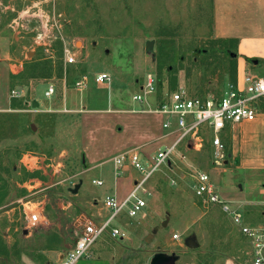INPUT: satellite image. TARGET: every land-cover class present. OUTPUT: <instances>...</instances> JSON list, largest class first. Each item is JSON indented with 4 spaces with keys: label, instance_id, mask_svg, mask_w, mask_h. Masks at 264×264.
Listing matches in <instances>:
<instances>
[{
    "label": "rangeland",
    "instance_id": "obj_1",
    "mask_svg": "<svg viewBox=\"0 0 264 264\" xmlns=\"http://www.w3.org/2000/svg\"><path fill=\"white\" fill-rule=\"evenodd\" d=\"M0 35L23 64L12 88L22 96L11 97V110L0 113V264H51L44 259L48 251L70 250L77 219L87 215L71 189L82 182L79 197L100 189L94 174L80 173L77 122L67 118L64 107L60 110L66 89L93 85L95 91L97 76L106 74L111 82L100 85L132 102L151 75L160 103L178 91L219 97L238 75L236 57L212 38L211 0H0ZM65 51L76 56L75 64H66ZM49 86L55 88L51 99L45 96ZM50 106L56 111L48 112ZM229 133L222 135L224 167L213 164L208 134L201 152L183 148L185 160L177 158L174 168L149 181L147 209L137 218L121 216L112 223L124 238L108 231L78 264H150L157 253L176 254L177 264H251L248 243L230 218L193 191L194 169L202 170L224 202L251 223L264 221V205L253 203L264 197H241L239 185L250 173L239 168V158L228 157ZM254 180L263 185L264 170ZM41 209L48 225L28 230L27 214ZM190 238L198 244L194 250L186 245Z\"/></svg>",
    "mask_w": 264,
    "mask_h": 264
},
{
    "label": "crops",
    "instance_id": "obj_2",
    "mask_svg": "<svg viewBox=\"0 0 264 264\" xmlns=\"http://www.w3.org/2000/svg\"><path fill=\"white\" fill-rule=\"evenodd\" d=\"M211 3L212 38L224 43L231 55H235L238 65L236 79L247 72L256 76L263 75L264 0H211ZM249 63H252V67ZM22 71L23 64L11 56L7 38L0 35V113L11 110V80L12 77L19 78ZM105 85H99L95 91L92 89L93 85L84 91L77 89L72 92L66 89L60 104V110L64 107L67 118H75L77 122L82 167L80 173L94 174L93 183H102L96 185L100 189L97 188L91 197H79L83 188L81 182L78 194L74 195L78 207L84 208L86 216L97 223H104L111 215L104 204L105 198L112 197L123 202L140 178V174L132 166L125 164L118 169L112 159L126 151L139 149L143 162L147 164L154 155L172 146L178 138L175 134L166 136L163 125L168 117L156 112L163 103L157 102L156 94L146 97L141 103L135 102L133 98L131 102L128 98L121 99L108 91L103 87ZM53 110L55 109L50 106L48 112ZM229 132L231 152L228 157L233 160L239 158V168L250 173L247 180H243L245 185H239L241 197L246 199L249 194L255 193L263 198L264 184L257 183L254 177L264 170L261 159L264 156V115L261 114L254 123L236 125ZM183 148H179V154L185 156ZM190 165L192 164L187 166ZM260 200L256 199L254 206L264 205V199ZM121 216L131 219L126 213ZM112 228L120 230L119 227ZM57 253L54 250L48 251V257L45 254L44 259L49 263L56 262L63 255Z\"/></svg>",
    "mask_w": 264,
    "mask_h": 264
},
{
    "label": "built area",
    "instance_id": "obj_3",
    "mask_svg": "<svg viewBox=\"0 0 264 264\" xmlns=\"http://www.w3.org/2000/svg\"><path fill=\"white\" fill-rule=\"evenodd\" d=\"M65 59L66 64L69 65L77 62L76 56L69 51H65ZM110 82L111 79L106 74L98 75L96 78V83L99 85ZM156 92V82L149 75L141 93L134 96L133 100L141 103L146 97L153 96ZM54 95V86H49L45 93L46 98L50 99ZM21 96L22 94L17 90L11 92L12 98ZM262 110H264V78L248 72L237 78L236 82L229 85L219 97H194L185 91L169 94L156 112L168 117L163 129L166 136L177 135L175 143L159 151L147 164L143 162L139 149H132L115 156L112 160L118 169L129 164L140 174L139 180L135 182L131 193L123 202L112 197L105 198L104 204L111 215L104 223H97L86 215L79 216L77 219L79 231L74 246L51 264H78L89 258L93 246L108 231L113 238H124L119 229L112 228V223L125 213L131 219L139 217L147 208V202L143 196L149 194L147 190L149 181L163 170L174 168L177 158L186 159L184 155L179 154L181 146L186 151L201 152L205 143L204 137L208 134L214 149L213 164L216 168L224 167L227 156L222 135L236 125L256 122ZM94 184L102 185L101 182H94ZM193 191L205 205H219L230 218L233 226L248 243L250 263L264 264V221L251 223L243 213L224 202L209 174L202 170L194 169ZM262 215L264 216V213ZM48 222L41 209V211L27 214L26 228L33 230L38 226L46 227ZM173 239L178 240L179 236L174 235ZM226 264H234V262L229 260Z\"/></svg>",
    "mask_w": 264,
    "mask_h": 264
},
{
    "label": "water",
    "instance_id": "obj_4",
    "mask_svg": "<svg viewBox=\"0 0 264 264\" xmlns=\"http://www.w3.org/2000/svg\"><path fill=\"white\" fill-rule=\"evenodd\" d=\"M153 42H148L147 48L151 49L152 48ZM232 57H235V55H232ZM255 64H258L257 61L254 62ZM38 106V103L34 101L32 103V107L35 108ZM81 187V182L77 184L74 189H71V193L73 195H77L79 192V189ZM166 223H163V226L165 227ZM24 234L27 235V231H24ZM153 234H156V231H153ZM186 245L189 249H196L198 247V244L196 243L195 239L190 238L186 241ZM179 260V257L176 254H171V255H166L163 253H157L154 255V257L151 260L150 264H177Z\"/></svg>",
    "mask_w": 264,
    "mask_h": 264
},
{
    "label": "trees",
    "instance_id": "obj_5",
    "mask_svg": "<svg viewBox=\"0 0 264 264\" xmlns=\"http://www.w3.org/2000/svg\"><path fill=\"white\" fill-rule=\"evenodd\" d=\"M15 79H17V78H16V77H12V80H11V83H12V86H13V87H14V85H15V84H14V80H15ZM1 128H3L2 125H0V130H1Z\"/></svg>",
    "mask_w": 264,
    "mask_h": 264
}]
</instances>
